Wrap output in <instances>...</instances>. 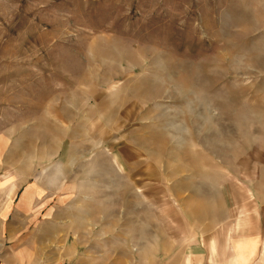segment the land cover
<instances>
[{
  "label": "rangeland",
  "instance_id": "1",
  "mask_svg": "<svg viewBox=\"0 0 264 264\" xmlns=\"http://www.w3.org/2000/svg\"><path fill=\"white\" fill-rule=\"evenodd\" d=\"M94 92L116 131L164 162L159 182L212 183L217 167L244 181L264 168V0H0V238L13 230L15 256L36 249L45 264H167L163 239L160 254L134 251L132 198L126 222L111 214L110 237L76 255L70 208L37 205L72 139L55 109L97 104ZM203 254L215 256L191 247L184 264Z\"/></svg>",
  "mask_w": 264,
  "mask_h": 264
},
{
  "label": "crops",
  "instance_id": "2",
  "mask_svg": "<svg viewBox=\"0 0 264 264\" xmlns=\"http://www.w3.org/2000/svg\"><path fill=\"white\" fill-rule=\"evenodd\" d=\"M104 97L94 92L97 104L60 103L55 109V119L74 127L68 139L70 149L61 155L59 166L43 172L53 175L55 182L37 184L44 193L53 190L45 195L46 202L38 196L37 205L68 206L74 214L71 252L79 254L81 245L90 248L108 239L109 227L104 224L110 222L111 214L114 221L126 222L124 208L132 198L135 236L143 240L134 249L137 253H162L151 242L163 239L164 254L170 255L167 264L179 262L180 257L184 264L191 247L198 253L213 250V259L203 254L199 264H264V168L247 170L242 182L231 177L223 181L221 167L216 168L212 183L173 181V177L159 182L158 169L164 162L153 161L137 141H128L125 127L123 135L116 131L119 124L114 128L105 117ZM158 191L165 192L163 199ZM192 191H212L213 195L191 199L186 195ZM13 233L7 230L0 238V264H45L36 249L15 256L7 246Z\"/></svg>",
  "mask_w": 264,
  "mask_h": 264
}]
</instances>
